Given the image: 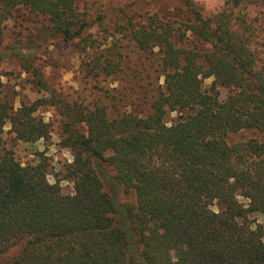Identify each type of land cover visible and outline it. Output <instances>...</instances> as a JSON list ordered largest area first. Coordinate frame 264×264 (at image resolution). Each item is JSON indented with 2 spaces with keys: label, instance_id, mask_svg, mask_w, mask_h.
Returning <instances> with one entry per match:
<instances>
[{
  "label": "trees",
  "instance_id": "1",
  "mask_svg": "<svg viewBox=\"0 0 264 264\" xmlns=\"http://www.w3.org/2000/svg\"><path fill=\"white\" fill-rule=\"evenodd\" d=\"M176 1L185 20L152 14L119 26L163 78L144 113L132 98L122 110L101 99L67 101L35 65L51 40L94 50L77 0H0V48L14 11L42 22L0 51V62L19 63L50 97L15 110L0 81V256L15 251L1 264H264V17L251 15L258 0H225L210 17L193 0ZM122 60L102 52L85 58L82 71L110 77ZM219 87L229 90L223 100ZM48 102L59 146L72 157L61 172L70 195L60 179L48 181L44 152L22 165L3 150L6 125L22 143L50 138L36 116ZM168 113L177 115L172 123ZM241 131L258 137L230 145L227 137Z\"/></svg>",
  "mask_w": 264,
  "mask_h": 264
},
{
  "label": "rangeland",
  "instance_id": "2",
  "mask_svg": "<svg viewBox=\"0 0 264 264\" xmlns=\"http://www.w3.org/2000/svg\"><path fill=\"white\" fill-rule=\"evenodd\" d=\"M193 1L204 17L222 12L225 6V0ZM77 5L89 24L83 36L90 41L94 40V50L90 52L82 49L83 44H77V41L64 43L55 39L43 43L38 50L39 60L35 62V65L38 66L44 79L67 101L79 98L86 103H93L101 99L102 104L113 106L111 110H114V107L122 110L123 105L132 98L134 104H137L135 108L147 113L156 86L163 84V78L160 77L158 64L154 58L148 59L149 55L138 54L133 43L124 36L119 26L125 25V17L139 20L141 16L146 17L152 14L180 22L186 18L181 4L176 0H77ZM251 15L263 19L264 0L257 1L251 10ZM41 23L24 9L14 11L10 19L4 23V42L0 51L9 48L18 37L24 39L35 34L34 27H40ZM118 32L123 35H119ZM262 34L259 51L261 64H264V33ZM102 52L113 59L122 57L123 70L110 77H87L82 71L83 61L87 57ZM0 81L3 84L2 91L6 100L13 105L15 110L21 104L30 105L40 99L49 101V95L39 92L32 85V78L23 72L19 63L9 60L8 57L0 62ZM211 82V78L205 79L204 87H209ZM217 93L223 100L229 90L219 87ZM119 99L123 102L118 103ZM36 116L49 124L50 138L39 140L34 144L22 143L9 133L10 127L6 125L3 150L12 153L22 165L30 163L36 152H44L51 162L47 172L48 181L54 183L60 179L58 184L62 194L70 195L73 192L72 183L61 179V172L62 164L71 163L72 157L67 150L59 146L60 122L56 108L48 102L39 107ZM176 116L175 113H168L165 121L172 123L176 120ZM256 137L258 134L254 131H241L229 135L227 142L231 145ZM120 201H132V196L121 194ZM258 221L264 225L261 219ZM14 253L15 251L10 252L8 256H0V264Z\"/></svg>",
  "mask_w": 264,
  "mask_h": 264
}]
</instances>
